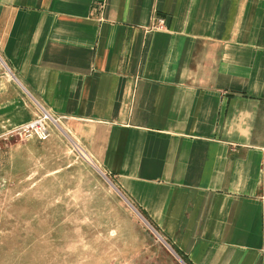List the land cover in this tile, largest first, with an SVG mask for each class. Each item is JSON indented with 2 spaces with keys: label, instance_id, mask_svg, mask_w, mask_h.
<instances>
[{
  "label": "crops",
  "instance_id": "0c3cea01",
  "mask_svg": "<svg viewBox=\"0 0 264 264\" xmlns=\"http://www.w3.org/2000/svg\"><path fill=\"white\" fill-rule=\"evenodd\" d=\"M42 106L47 176L91 171L122 217L74 263L264 264V0H0V135Z\"/></svg>",
  "mask_w": 264,
  "mask_h": 264
},
{
  "label": "rangeland",
  "instance_id": "374dc122",
  "mask_svg": "<svg viewBox=\"0 0 264 264\" xmlns=\"http://www.w3.org/2000/svg\"><path fill=\"white\" fill-rule=\"evenodd\" d=\"M28 138H11L8 144L16 142L19 149L0 158L5 162L0 172V264H76L82 238L89 235L95 240L90 231L115 225L122 217L103 215L111 202L91 171L66 169L48 177L49 169L61 160L49 152V146ZM71 150L76 158L86 157L75 141ZM38 178L43 180L33 185ZM136 214L140 225L149 226ZM159 242L164 263L185 264L179 254Z\"/></svg>",
  "mask_w": 264,
  "mask_h": 264
},
{
  "label": "built area",
  "instance_id": "2783aa9c",
  "mask_svg": "<svg viewBox=\"0 0 264 264\" xmlns=\"http://www.w3.org/2000/svg\"><path fill=\"white\" fill-rule=\"evenodd\" d=\"M61 116L52 114L45 107H41L39 114L29 122L14 128L4 134L0 135V148L2 147L1 138L9 139L14 136H33L36 135L40 138H47L50 134L49 124H58Z\"/></svg>",
  "mask_w": 264,
  "mask_h": 264
},
{
  "label": "trees",
  "instance_id": "16d2710c",
  "mask_svg": "<svg viewBox=\"0 0 264 264\" xmlns=\"http://www.w3.org/2000/svg\"><path fill=\"white\" fill-rule=\"evenodd\" d=\"M183 258H184V257H183ZM184 259H185L186 261H188L187 258H184ZM188 263H189V261H188Z\"/></svg>",
  "mask_w": 264,
  "mask_h": 264
},
{
  "label": "bare ground",
  "instance_id": "6f19581e",
  "mask_svg": "<svg viewBox=\"0 0 264 264\" xmlns=\"http://www.w3.org/2000/svg\"><path fill=\"white\" fill-rule=\"evenodd\" d=\"M58 125H59V123H58Z\"/></svg>",
  "mask_w": 264,
  "mask_h": 264
}]
</instances>
